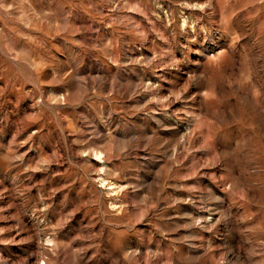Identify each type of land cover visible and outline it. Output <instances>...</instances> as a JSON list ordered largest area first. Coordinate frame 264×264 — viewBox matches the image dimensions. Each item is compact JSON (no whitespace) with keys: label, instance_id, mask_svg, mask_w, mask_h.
I'll return each instance as SVG.
<instances>
[{"label":"rangeland","instance_id":"rangeland-1","mask_svg":"<svg viewBox=\"0 0 264 264\" xmlns=\"http://www.w3.org/2000/svg\"><path fill=\"white\" fill-rule=\"evenodd\" d=\"M0 264H264V0H0Z\"/></svg>","mask_w":264,"mask_h":264}]
</instances>
